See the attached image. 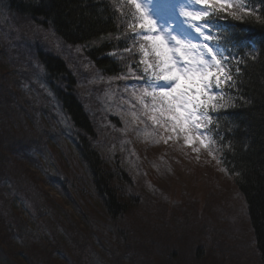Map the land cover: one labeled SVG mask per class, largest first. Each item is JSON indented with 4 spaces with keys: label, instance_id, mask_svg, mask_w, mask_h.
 I'll return each mask as SVG.
<instances>
[{
    "label": "rangeland",
    "instance_id": "374dc122",
    "mask_svg": "<svg viewBox=\"0 0 264 264\" xmlns=\"http://www.w3.org/2000/svg\"><path fill=\"white\" fill-rule=\"evenodd\" d=\"M8 2L0 0V264H263L246 203L221 163L125 125L124 82L113 79L126 71L123 53L113 55L120 74H103L83 48ZM41 54L62 59L73 76L123 213L111 215L96 192Z\"/></svg>",
    "mask_w": 264,
    "mask_h": 264
},
{
    "label": "snow or ice",
    "instance_id": "6c2138e0",
    "mask_svg": "<svg viewBox=\"0 0 264 264\" xmlns=\"http://www.w3.org/2000/svg\"><path fill=\"white\" fill-rule=\"evenodd\" d=\"M115 4L124 38L130 41L121 55L127 59L126 71L113 78L124 82L121 99L131 117L125 125H144L151 128L146 138L154 143L182 141L192 152L203 149L217 163L223 162L218 153L226 145L219 118L236 106L237 99H244L236 93L246 61L226 45L221 22L254 19L264 25V0L259 8L253 0H115Z\"/></svg>",
    "mask_w": 264,
    "mask_h": 264
},
{
    "label": "trees",
    "instance_id": "16d2710c",
    "mask_svg": "<svg viewBox=\"0 0 264 264\" xmlns=\"http://www.w3.org/2000/svg\"><path fill=\"white\" fill-rule=\"evenodd\" d=\"M8 7L19 17L49 25L63 43L81 47L98 71L108 76L122 69L112 53L122 51L127 43L117 17L120 13L103 0H10ZM258 6L261 0H254ZM229 23L225 24L228 28ZM236 33L223 34L233 55L246 61L240 77L236 106L219 118L225 147L223 165L243 197L251 221L257 251L264 255V25L256 20L234 24ZM235 38L231 40L230 38ZM253 39L247 42L246 38ZM243 40V43L236 41ZM235 44V47H232ZM253 44L258 47L257 50ZM247 45V46H246ZM39 63L50 91L68 119L73 140L85 164L91 169L99 197L111 215L123 213L125 204L119 186L103 166L95 145V121L91 120L77 100L75 80L64 61L52 55H40ZM255 56V59H251ZM123 66L122 62H120ZM6 109V108H5ZM230 145L231 147H228ZM264 264V258H263Z\"/></svg>",
    "mask_w": 264,
    "mask_h": 264
},
{
    "label": "bare ground",
    "instance_id": "6f19581e",
    "mask_svg": "<svg viewBox=\"0 0 264 264\" xmlns=\"http://www.w3.org/2000/svg\"><path fill=\"white\" fill-rule=\"evenodd\" d=\"M258 5V4H257Z\"/></svg>",
    "mask_w": 264,
    "mask_h": 264
}]
</instances>
